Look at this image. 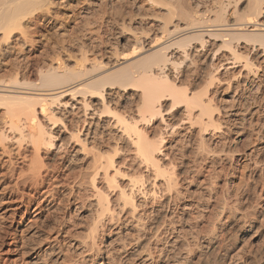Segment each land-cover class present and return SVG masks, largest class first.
I'll use <instances>...</instances> for the list:
<instances>
[{"label": "bare ground", "instance_id": "bare-ground-1", "mask_svg": "<svg viewBox=\"0 0 264 264\" xmlns=\"http://www.w3.org/2000/svg\"><path fill=\"white\" fill-rule=\"evenodd\" d=\"M78 2L90 5L89 0ZM54 4L52 0H0V149L7 154L14 148L12 161L20 164L15 185L24 177L20 183L38 195L46 186L41 195L51 192L50 181L60 180L59 171L84 161L73 179L89 199L92 213L78 254L88 261L96 257L102 251L100 237L122 222L142 239H138L139 250L131 255L151 262L156 257L149 248L172 223L171 210L182 195L178 188L182 173L175 171L170 156L176 143H168L166 137L183 130L189 134L187 144L195 159L212 153L206 139L222 123L211 94L216 75L221 70H237L233 77H258L260 67L252 66L240 51L248 43L256 44L258 57L264 60V0H215L206 7L200 6V0H143L138 23L147 20L145 28L141 29L142 24L138 30L132 28L135 22L120 28L129 33L126 49L114 45L89 56L80 44L81 61L75 56L74 68L68 67L70 60L64 58L71 57L70 51L61 43L46 47L43 62L32 57L36 49L32 27L52 16ZM260 84L258 79L257 89ZM63 175L67 178L68 172ZM158 199L157 217L147 225L145 208ZM242 211L235 213V221L245 225L238 229V236L252 244L258 237V232H252L256 210ZM182 242L173 248L184 251L186 243ZM219 243L210 239L206 247L215 252L221 248ZM125 247L124 243L121 248ZM178 251V255L171 254V264H207L201 256L188 260L186 250ZM221 256L218 263H226L228 256ZM255 260L250 255L247 264ZM105 261L106 256L100 264Z\"/></svg>", "mask_w": 264, "mask_h": 264}, {"label": "rangeland", "instance_id": "rangeland-1", "mask_svg": "<svg viewBox=\"0 0 264 264\" xmlns=\"http://www.w3.org/2000/svg\"><path fill=\"white\" fill-rule=\"evenodd\" d=\"M52 1L53 4L56 3L51 7L52 16L47 20L40 19V23L37 21L38 24L31 26L35 32L36 44L32 57L40 62L47 58L46 47L60 43L70 51L68 55L71 57L64 58L70 60L67 62L70 68H74L73 62L76 57L77 61H81L77 52V46L80 44L85 46L89 56L94 51L97 53L99 50L105 51L114 45L119 50L126 49L129 33L121 31L120 28L135 22L130 26L138 30L142 25L144 26L141 29L145 28L148 22L143 20V24L138 23L141 19L140 15L143 14V11L139 10L143 6V0L137 2L123 0L122 3L120 0H89L88 7L79 4V0ZM201 1L200 4L203 2L204 5H199L202 7L211 6L215 2V0ZM83 11H86L85 14ZM137 13L139 14L136 15ZM92 15H95V18ZM81 18L92 24H83ZM252 44L248 43L250 47L246 45L240 53L242 52L244 58L253 64L252 66L260 67L261 71L257 78L249 77L247 80L243 77H233L237 70H221L216 75L217 83L211 94L214 96L213 104L220 110L218 119L222 123L217 133L207 136L206 147L212 153L203 159L202 157L195 159L187 144L189 134L183 130H177L173 136L166 137L168 143H176L170 156L173 157L175 171L182 173L178 185L182 195L176 202L177 208L171 210L172 223L160 232L162 239L152 244L151 249L149 248L156 259L143 262L142 256L138 255L139 259L138 256L131 255L132 251L138 249L142 239L138 237L139 233L134 228L121 222L119 228L110 232L105 231L100 237L98 241L102 250L100 254L93 256L89 261L83 260L81 257L85 255L78 254L79 243L85 234V229L91 224L92 209L89 206V199L83 196L82 188L77 185V179L73 178L79 169L83 168L84 161L70 164L66 171H59L61 181L56 179L50 181L52 186L49 188L51 190L49 194L52 197L49 194L41 195L47 186L39 190L40 195H38L37 192L26 188L24 182L20 183L24 181V177L18 180L20 182L17 181L19 185L18 183L17 186L15 185V171L20 164L13 163L16 156L14 148L11 147L7 154L0 149V264H77V262L100 264V260L105 259V256L104 263L107 264H171L172 255L179 249H182V252L178 251L181 253H185L186 250L188 260L197 255L207 264H219L218 256L221 255L228 256L224 264H247L250 255L256 256L255 264L261 263L264 259V60L258 57L260 50L255 47L258 45ZM258 79L262 84L257 89ZM234 113L237 115H233ZM2 124L0 109V127ZM66 172H68L67 178L63 175ZM159 200L153 203L154 205L146 206V217L149 220L156 219ZM182 206L185 208H181ZM149 208L153 209L150 214ZM252 209L256 210L257 220L253 224L252 232H258V237L252 244H247L238 236L245 225L241 224L243 225L241 227V222H236L235 213L244 210L242 212L250 214L253 212ZM149 220L146 222L147 225L152 222ZM214 230L215 232L212 233ZM174 239L177 242H172ZM210 239L213 244L220 242L221 248L215 252L208 251L206 246ZM178 241L186 243L184 251L183 247L177 250L173 248V244L179 247L181 242L177 245ZM123 242L126 245L124 250L121 248ZM199 245H202L201 248ZM49 252L50 255H47ZM178 254L176 252V255Z\"/></svg>", "mask_w": 264, "mask_h": 264}]
</instances>
